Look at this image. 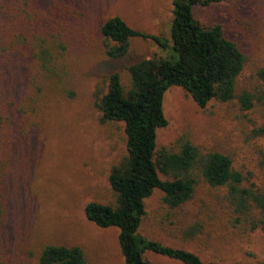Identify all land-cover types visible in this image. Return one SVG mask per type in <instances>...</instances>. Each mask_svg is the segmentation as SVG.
I'll return each mask as SVG.
<instances>
[{
  "label": "trees",
  "instance_id": "trees-1",
  "mask_svg": "<svg viewBox=\"0 0 264 264\" xmlns=\"http://www.w3.org/2000/svg\"><path fill=\"white\" fill-rule=\"evenodd\" d=\"M215 1L172 0L168 38L132 28L118 15L100 26L108 60L125 58L136 37L152 39L162 51L170 50L165 58L126 63L127 85L118 71H112L94 91L98 121L122 125L124 152L107 176L114 201H88L84 214L98 227L118 229L123 264H151L147 252L182 264H210L194 252L139 233L145 200L156 189L162 192L163 203L175 209L194 197L202 181L215 189L216 202L228 209L234 227L242 233L256 229L264 233V183L255 179L254 170L237 167L232 151L203 149L183 134L172 147L157 148V131L167 124L165 91L179 86L201 109L211 102L225 106L241 140L252 146L256 167L264 171V53L246 52L244 42L229 36L222 23L205 24L195 17V6ZM56 9L59 17L46 20L30 0H0V264H7L3 181L12 149L7 147L36 126L49 81L56 91L65 90L70 98L75 94L62 83L64 67L59 69L57 64L69 47V22L63 18L67 5ZM15 82L20 86L17 95ZM195 228L194 224L188 227V233ZM38 262L87 264L79 245L55 243L42 246Z\"/></svg>",
  "mask_w": 264,
  "mask_h": 264
},
{
  "label": "rangeland",
  "instance_id": "rangeland-1",
  "mask_svg": "<svg viewBox=\"0 0 264 264\" xmlns=\"http://www.w3.org/2000/svg\"><path fill=\"white\" fill-rule=\"evenodd\" d=\"M30 1L46 20L59 17L57 6L67 5L63 18L69 22V47L57 64L59 69L64 67L62 83L75 94L70 98L65 90L56 91L49 81L36 126L7 147L12 149L3 181L4 257L7 264H39L42 246L55 243L79 245L87 264H123L118 229L98 227L84 214L88 201H114L107 176L124 152L122 125L98 121L94 91L112 71H118L127 85L126 63L165 58L170 50L162 51L152 39L136 37L125 58L108 60L100 26L118 15L132 28L168 38L172 0ZM194 15L205 24L222 23L229 36L244 42L246 52L264 53V0H218L195 6ZM19 91L15 82L13 93ZM163 111L167 124L157 131L158 149L172 147L183 134L203 149L232 151L235 165L254 170L255 179L264 183L252 146L241 140L225 106L211 102L201 109L181 87L171 86L165 91ZM215 192L201 181L190 201L170 209L162 201V192L154 190L145 200L139 233L194 252L205 263L264 262V233L260 229L242 233L234 227L228 209L216 202ZM193 224V234L188 233ZM146 256L151 264H182L151 252Z\"/></svg>",
  "mask_w": 264,
  "mask_h": 264
}]
</instances>
